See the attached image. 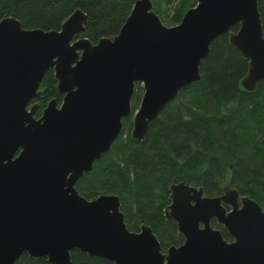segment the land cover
I'll use <instances>...</instances> for the list:
<instances>
[{"label": "water", "instance_id": "obj_1", "mask_svg": "<svg viewBox=\"0 0 264 264\" xmlns=\"http://www.w3.org/2000/svg\"><path fill=\"white\" fill-rule=\"evenodd\" d=\"M191 1L177 22L165 24L151 0H133L117 32L95 42L75 37L86 19L78 7L56 29L0 18V264H14L23 252L69 264L72 249L114 264H264V209L230 185L200 197L201 186L169 183L164 215L183 240L165 250L148 224L127 228L116 194L87 198L74 186L120 134L122 117L132 113L129 135L142 139L178 90L199 79L216 36L226 33L247 59L243 89L264 78L257 0ZM49 67L62 99L59 106L49 99L35 117L37 103L29 101ZM136 82L142 91L132 110ZM211 216L231 240L209 224Z\"/></svg>", "mask_w": 264, "mask_h": 264}, {"label": "trees", "instance_id": "obj_2", "mask_svg": "<svg viewBox=\"0 0 264 264\" xmlns=\"http://www.w3.org/2000/svg\"><path fill=\"white\" fill-rule=\"evenodd\" d=\"M133 0H0V18L12 15L23 27L56 29L75 8L86 13L78 35L95 42L99 36L117 32ZM161 21L173 24L191 0H151ZM264 36V0H257ZM233 24L231 29H236ZM247 59L227 41L226 33L211 40L199 63L198 80L181 87L151 121L142 139L129 135V115L122 117V130L110 148L96 159L74 186L87 198L114 193L125 210L130 229L141 222L150 225L162 246L176 244L181 235L173 219H163L161 208L168 201V185L182 180L201 185L206 192L227 182L248 193L264 209V78L252 91L239 79ZM44 86L36 98L37 115L47 99L58 101L51 70L41 78ZM132 110L140 95L136 82ZM126 132V133H125ZM227 178V179H226ZM153 217L151 218V216ZM14 264H49L45 257L21 253ZM69 264H114L103 257L72 249Z\"/></svg>", "mask_w": 264, "mask_h": 264}, {"label": "flooded vegetation", "instance_id": "obj_3", "mask_svg": "<svg viewBox=\"0 0 264 264\" xmlns=\"http://www.w3.org/2000/svg\"><path fill=\"white\" fill-rule=\"evenodd\" d=\"M78 33H79V32H78ZM78 33L75 34V37H76V36H81V35H78ZM48 69L51 70L52 78L54 79V85H55V88H56V79H55V77H54V75H53V70H52L51 67L47 68V70H48ZM47 70H46V71H47ZM43 74H44V73H43ZM42 76H43V75H42ZM41 78H42V77H41ZM40 81H41V79H40ZM39 89H40V95H39L37 98L41 97V94H42L43 89H44V86H43V85H42V87H41V82H39ZM56 90H57V88H56ZM57 91H58V90H57ZM58 92H60V91H58ZM60 93H61V97H60L59 101H58L54 96H52V97L49 98V99H51V98L55 99V105H56V106H59V104H60V102H61V99H62V95H63V93H62V92H60ZM35 99H36V98L31 99V100L29 101V103L34 102V101L37 103V101H36ZM49 99H47V101H48ZM47 101H46V103H47ZM46 103L40 108L39 113H38L37 115H34L35 117H37V116L40 115L41 110H42V108L46 105ZM37 106H38V105H36L35 109L37 108ZM35 109H34V111H35ZM33 113H34V112H33ZM226 179H227V178H226ZM226 181H227V180H225V181H221L220 183H217V188H215L214 191H212V192H206V191L203 189V186H201V185H196V186H201V188H202V192H201V194H200V197H203V196H215V195L222 194V193H223V186H225V185H230V184L227 183ZM189 184H191V183H189ZM193 185H194V184H193ZM230 186H232V185H230ZM232 187H234V188L236 189L238 195H248V196H249L248 193L240 192V191L238 190V188H236L235 186H232ZM168 194H169V190H168ZM167 197H168V201H167L166 203H164L163 206H162V208H161V216L163 217V219H166V220H168V219H172V218H166V216L164 215V207H165V205H166L167 203H169V201H170L169 196H167ZM249 197H251V196H249ZM229 198L232 200V195L229 194ZM251 198H252V197H251ZM235 200H236L237 205L240 206L241 203H240V200H239L238 196L235 197ZM254 200H255V199H254ZM255 201H256V200H255ZM191 202H192V201H191ZM220 202H221V204L224 206L225 211H229V210L232 208L230 204H225V203H223L222 201H220ZM256 202H257V201H256ZM259 204H260V203H259ZM260 206L262 207L261 204H260ZM262 208H263V207H262ZM119 209L121 210L122 215H123V220L125 221V219H124V213H125V210H124L123 207L121 206V203L119 204ZM152 217H153V215L151 216V218H152ZM141 223H144V222H141ZM141 223H140V224H141ZM125 224H126V222H125ZM140 224L138 223L137 227H136L135 229H131V230H137V229H138V226H139ZM145 224H147V223H145ZM199 224L201 225V223H199ZM209 224H210L212 227L218 228V229L220 230V232H221V234H222V236H223V238H224L225 240H231V239H232V236H231V235L225 230V228L222 226V224H220V223H218V222L216 221V219H215L213 216L209 217ZM148 225H149V224H148ZM126 226H127V225H126ZM149 226H150V225H149ZM127 228H128V227H127ZM128 229H130V228H128ZM180 235H181V234H180ZM182 240H183V237H182V235H181V239H180V241H179L178 243H176V244H179L180 242H182ZM160 246H161V250H165L166 247H167L168 245L162 246V245L160 244Z\"/></svg>", "mask_w": 264, "mask_h": 264}, {"label": "rangeland", "instance_id": "obj_4", "mask_svg": "<svg viewBox=\"0 0 264 264\" xmlns=\"http://www.w3.org/2000/svg\"><path fill=\"white\" fill-rule=\"evenodd\" d=\"M164 23H165V24H169V23L166 22V21H164ZM137 83H138V82H137ZM138 85H140V95H141V91H142L141 84L138 83ZM134 90H135V88H133V92H134ZM140 95H139V97H138V99H137V102H136L134 108L137 106V104H138V102H139ZM131 100H132V99H131ZM131 116H132V113L129 115V122H130V123H131ZM125 133H126V132H125Z\"/></svg>", "mask_w": 264, "mask_h": 264}]
</instances>
